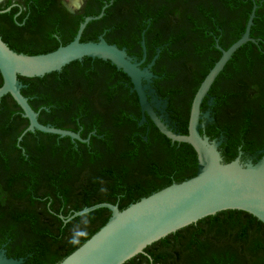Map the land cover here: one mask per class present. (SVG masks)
I'll list each match as a JSON object with an SVG mask.
<instances>
[{"label":"flooded vegetation","instance_id":"af4514ba","mask_svg":"<svg viewBox=\"0 0 264 264\" xmlns=\"http://www.w3.org/2000/svg\"><path fill=\"white\" fill-rule=\"evenodd\" d=\"M254 6L256 15L250 37L255 42L242 45L232 55L200 108L203 117L200 122L204 125L201 134L212 141L224 137L229 114L228 106L219 104L218 97L226 91L238 93L236 97L242 94L248 48L260 53L251 85L257 83L260 89L264 88L261 85L264 80V0H0V7H11L9 12H12L6 17L0 16V32L11 35L12 42L23 52H40L55 44L59 48L71 43L87 17L104 12L101 18L87 25L80 41L99 42L103 38L109 45L124 50L134 63L140 64L141 70L147 69L151 78L143 84L150 85L161 101L160 108L155 109L156 115L169 130L188 135L191 105L199 89L188 109L190 85L201 76L203 69L209 68L210 72L222 56L221 49L228 50L243 36ZM58 73L60 84L55 81L51 86H43L42 82L33 86L23 84V89H27L30 99L34 100L32 107L39 113L40 123L79 133L81 139L88 142L40 131L23 135L28 125H18L25 119L21 108H13L15 101L11 95L0 99V251L4 250L8 258L23 259L22 264L27 263L29 256L19 255L17 250L31 237L30 223L23 215L41 214L40 218L49 219L58 216L65 225L81 217L71 219L75 212L81 211L75 208L76 203H83L84 199L76 192L61 194L48 177L50 173L57 177L64 189L77 185L79 180H91L97 174L96 166H86L82 171L74 166L89 157H76L73 161L69 155L97 156L96 146L99 148L107 133L99 132L101 126L113 133L115 140L119 141L125 133L131 136L132 144L143 142L142 147L158 151L161 156L163 150L158 141L164 139L170 142L164 149L176 153L179 160H186L194 150L188 144L173 142L164 136L148 115L142 121L139 100L135 108L125 99L130 94L138 99L131 79L110 61L84 58ZM2 84L0 73V86ZM43 92L49 96L52 108L40 102L39 94ZM120 100L126 101L122 107L136 113L133 116L136 127L125 125L119 133L111 124ZM59 104L66 107L60 109ZM43 109L47 110V115ZM56 120H60L61 125H57ZM16 135L17 141H12ZM194 153L196 160L192 165L197 170L195 150ZM260 158V153L246 155L242 161L256 162ZM184 170L189 172L187 166ZM20 193H26V197L16 198ZM33 194L34 200H31ZM55 194L60 196L55 197ZM80 222L84 226L98 227V213Z\"/></svg>","mask_w":264,"mask_h":264},{"label":"trees","instance_id":"16d2710c","mask_svg":"<svg viewBox=\"0 0 264 264\" xmlns=\"http://www.w3.org/2000/svg\"><path fill=\"white\" fill-rule=\"evenodd\" d=\"M5 8L0 7V9ZM11 13L0 14V16L6 17ZM249 14L250 10L248 16ZM0 37L11 49L26 55L45 54L57 49V44H55V46L45 48L40 52H23L15 42H12L11 35L0 32ZM259 56V52L248 48L244 65L246 80L241 85L242 94L236 97L234 95L238 93L226 91L225 95H221L217 99L219 104L227 105L229 110V114L226 116L225 141L221 146L222 156L227 163L233 161L240 151L244 153L242 157L244 159L246 155H257L260 150L264 149V88L260 89L257 83L251 85V78L255 77ZM262 63L264 66V59H262ZM208 71L209 68L203 69L201 76L190 85L191 94L187 98L186 104L188 109L193 95ZM59 75V73H52L43 78L18 77V79L23 84L31 86L40 82L43 86H51L54 81L60 84ZM262 82L261 85H264V80ZM26 91L28 90L23 89L22 94L29 97L30 105L34 106V100L30 99V93ZM45 94V92L39 94L40 102L47 108H52L49 96H45ZM125 99L128 104H131V107H138V99L135 94H130ZM126 101H119L121 104L118 105L112 117V124L110 123L118 131L125 125L136 127L133 117L136 113L122 107ZM59 105L60 109L66 107L63 104ZM13 108H19L16 102H14ZM43 113L47 115V110L43 109ZM55 123L61 125L60 120H56ZM25 124L28 125L26 119H21L18 122V125ZM101 128L99 130L101 134L106 131L107 133L99 148L96 146L97 156L81 153L69 155L72 160L76 157H89V160L83 158L74 166L81 171L86 166H96L97 174L91 180L80 181L78 179L77 185L64 189L60 186L57 177L54 178L51 173L48 177L49 180L54 181L51 184L55 188L57 186L58 192L61 194L65 195L66 191L68 194L76 192L80 198L84 199L83 203H76L77 210L102 202L118 204L119 208L123 210L129 204L138 202L141 198L150 196L172 183H180L196 175V167L192 165V162L196 160L194 150H191L188 158L182 161L179 160L176 153L171 151L169 153L164 149L168 148V143H170L165 139L158 141L163 150L161 156L158 151L142 147L143 142L139 145L132 144L131 136H127L125 133H122V138L117 141L114 139L113 133L103 129V126ZM17 137L18 135L14 136L12 141L16 142ZM51 137L49 136V139ZM185 166L188 167V173L184 170ZM64 173L59 178H62ZM59 196L60 194H55V197ZM15 197H26V193L17 194ZM31 200H34V194L31 196ZM95 213H98V227L84 226L80 222L82 218ZM40 215H23V218L28 219L30 223L28 231L31 237L17 250V254L29 256L26 264L60 263L105 225L111 212L104 208L98 209L76 218L67 225L58 216L49 219L46 216L40 218ZM37 221L50 224L38 225ZM145 252L148 256L139 254L125 264H264V224L243 211H222L168 235L148 246Z\"/></svg>","mask_w":264,"mask_h":264},{"label":"water","instance_id":"95a60500","mask_svg":"<svg viewBox=\"0 0 264 264\" xmlns=\"http://www.w3.org/2000/svg\"><path fill=\"white\" fill-rule=\"evenodd\" d=\"M10 8L0 10V14ZM104 15L87 17L80 25L77 36L71 43L60 46L54 51L39 55H26L11 49L0 37V73L3 84L0 86V99L11 95L22 110L23 118L28 120V132L70 137L83 140L79 133L44 125L39 122V113L22 94L25 87L18 77L43 78L58 73L71 63L84 58L110 61L122 70L132 81L138 95L142 111V121L148 115L159 131L173 142L190 145L197 154L196 175L180 183L171 185L141 198L121 210L118 204L102 202L75 212L71 219L97 209H107L111 216L96 233L86 240L74 252L58 264H125L139 254H148L145 249L170 234L186 228L198 221L227 210H239L251 214L264 224V149L260 151L258 161H242L243 152L231 162H225L219 150L224 137L210 140L201 134V105L232 55L244 44L255 42L250 37L256 15L254 6L243 36L228 50H222V56L202 81L193 99L188 135H179L168 129L156 115L161 101L155 91L143 81H150L151 73L141 70L124 50L109 45L103 38L98 42H81L87 25ZM144 45V43H143ZM149 97H151L149 99ZM208 117V115H207ZM212 120V119H211ZM22 137H20V140ZM23 259H13L0 251V264H22Z\"/></svg>","mask_w":264,"mask_h":264}]
</instances>
